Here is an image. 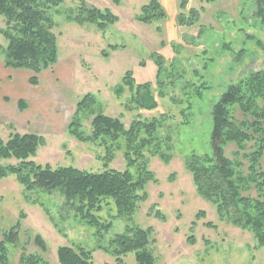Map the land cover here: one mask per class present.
I'll return each instance as SVG.
<instances>
[{
	"label": "rangeland",
	"instance_id": "obj_1",
	"mask_svg": "<svg viewBox=\"0 0 264 264\" xmlns=\"http://www.w3.org/2000/svg\"><path fill=\"white\" fill-rule=\"evenodd\" d=\"M160 1L167 20L144 25L136 16L149 0H120L119 6L113 0H86L88 8L109 9L119 18L105 33L67 19L78 1L64 0L51 11L59 62L38 76V86L29 87L27 112H20L12 98L6 111L0 108L1 139L7 141L15 133L44 137L45 146L32 159L43 167H73L90 173L125 171L124 140L80 142L69 133V125L77 121L81 131L90 135L97 114L118 118L126 128L136 121L155 119L160 122L161 151L169 161L155 155V146L145 152L144 161L153 174L145 189L146 201L130 221L118 219L114 202L104 201L94 215L112 228L100 235L65 208L58 193L28 192L15 176L0 180V231L18 226L19 232L16 247L9 246L11 264H22L23 253L39 254L47 264H59L61 247L92 252L93 264H137L134 253L119 263L102 250L128 227L153 230L150 248L156 264H264V247L250 232L219 220L215 206L197 194L185 166L190 152L210 153L211 111L227 87L264 71V27L256 6L250 0L214 4L189 0L187 11H200L199 23L182 27L177 22L182 0ZM4 27L0 15V30ZM6 47L0 34V60ZM128 72L136 86L150 84L157 109H138L132 102L136 88L131 92L124 86L123 93H117ZM195 87L203 89L198 91L201 95L193 93ZM88 94L95 97V106L78 112V104ZM189 102L192 111H188ZM186 119L190 124L185 126ZM131 171L136 174V169ZM200 213L205 216L199 218ZM208 223L214 227H207ZM37 236L45 241L47 252L41 253L34 244Z\"/></svg>",
	"mask_w": 264,
	"mask_h": 264
},
{
	"label": "trees",
	"instance_id": "obj_2",
	"mask_svg": "<svg viewBox=\"0 0 264 264\" xmlns=\"http://www.w3.org/2000/svg\"><path fill=\"white\" fill-rule=\"evenodd\" d=\"M73 1H78L79 6L70 11L67 18L70 22L94 26L102 33L119 22V18L109 9L88 8L86 0ZM219 1L204 0L206 4ZM250 1L255 4L256 15L264 27V0ZM113 2L117 6L121 3L120 0ZM63 3L64 0H0V15L5 20L0 34L7 41L3 64L10 70L31 73V86H38V76L59 62L58 37L54 32L55 22L51 11ZM188 4L189 0H182L179 5V26L193 27L199 23L200 11H187ZM136 20L144 25L163 23L167 20V13L159 0H149ZM200 27L197 26L202 34ZM157 31L160 32V27ZM110 48L116 51L118 46ZM243 53L239 55V60ZM160 73L161 69L158 76ZM124 86L131 92L136 88L132 102L138 109L152 111L159 107L149 91V83L136 86L128 72L118 86L119 95L123 93ZM201 90L195 87L193 93L201 95L198 92ZM95 104V97L88 94L78 104L77 111L88 110ZM24 106L25 103L19 102L21 110ZM192 110L189 102L188 111ZM211 123L210 153L187 154L186 170L192 176L197 194L215 206L220 221L250 232L257 243L264 247V71L251 73L229 85L212 108ZM189 124L190 120L186 119L184 125ZM159 127L160 122L154 119L150 122L136 121L126 128L118 118L97 114L91 122L90 135H85L79 122H71L68 131L80 142L102 140L115 143L124 140L127 169L101 173L73 167L37 165L32 159L37 156L38 149L46 144L45 138L38 134L15 133L7 141L0 137V180L15 176L28 192L58 193L64 199V207L73 211L76 217L96 228L99 235L102 231L108 233L112 224L104 225L94 215L101 211L104 201L114 202L118 219L130 221L147 199L145 189L148 182L153 180V174L144 161L145 152L155 146V155L167 163L169 161V157L161 151L157 134ZM131 169H136V174ZM203 216L204 213L198 215L199 218ZM207 227L214 226L208 223ZM18 233V226L8 232L0 231L3 236L0 241V264H11L9 246L16 247ZM152 234V229L128 227L125 233L118 235L102 250L116 257L119 263L122 257L134 253L137 264H156L150 248ZM34 244L41 253L48 251L42 237L37 236ZM57 257L59 264H93L92 252L82 248L61 247ZM21 263L47 264L41 255L29 256L25 253Z\"/></svg>",
	"mask_w": 264,
	"mask_h": 264
},
{
	"label": "crops",
	"instance_id": "obj_3",
	"mask_svg": "<svg viewBox=\"0 0 264 264\" xmlns=\"http://www.w3.org/2000/svg\"><path fill=\"white\" fill-rule=\"evenodd\" d=\"M161 4L165 9L164 4L162 2ZM30 75L28 72L7 69L3 60H0V108L2 111H6L12 102H16L20 112L24 113L30 109V104L27 101L30 92L29 87L33 88L29 84ZM11 98L13 100L10 103ZM19 102L25 103L24 109L19 108Z\"/></svg>",
	"mask_w": 264,
	"mask_h": 264
}]
</instances>
